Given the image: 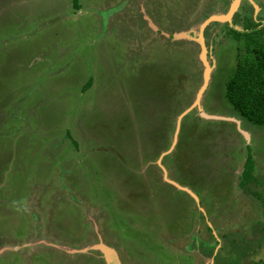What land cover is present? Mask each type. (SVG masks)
<instances>
[{
    "label": "rangeland",
    "instance_id": "1",
    "mask_svg": "<svg viewBox=\"0 0 264 264\" xmlns=\"http://www.w3.org/2000/svg\"><path fill=\"white\" fill-rule=\"evenodd\" d=\"M232 1L0 0V264L264 262V127L225 99L264 2Z\"/></svg>",
    "mask_w": 264,
    "mask_h": 264
},
{
    "label": "trees",
    "instance_id": "2",
    "mask_svg": "<svg viewBox=\"0 0 264 264\" xmlns=\"http://www.w3.org/2000/svg\"><path fill=\"white\" fill-rule=\"evenodd\" d=\"M73 6L78 8L77 0H73ZM233 32L234 38L239 40L241 34ZM244 36L245 46L249 48V52L243 58L237 59L235 69L225 83V99L230 109L244 122L264 127V27H256L251 34ZM252 48L254 50L251 52ZM253 169V159L248 151L241 172L240 185L245 186L256 181Z\"/></svg>",
    "mask_w": 264,
    "mask_h": 264
},
{
    "label": "water",
    "instance_id": "3",
    "mask_svg": "<svg viewBox=\"0 0 264 264\" xmlns=\"http://www.w3.org/2000/svg\"><path fill=\"white\" fill-rule=\"evenodd\" d=\"M239 4H240V0H233L232 1V4L230 6V9H229V12L228 14L225 16V17H212L210 20H231L233 14L237 11L238 7H239ZM202 52H203V59L205 60V49H204V46L202 48ZM205 66H206V71H205V75H204V82H203V86L201 88V91L199 92L196 100H195V103L193 105V107L195 108H199V105H200V97H201V94L204 92V90L206 89L207 85H208V82H209V77H210V72H211V68L207 66L206 62H205ZM186 114V113H185ZM183 114V116L185 115ZM199 116L201 118H204L206 120H211V121H230V122H234L237 126V129L239 130V132L244 136V138H246L247 140H249V134L245 131H243L241 128H240V121L239 120H236L234 118H229V117H226V116H219V115H214V114H207L205 112H203L202 110H200L199 112ZM165 173V171H163ZM166 174V173H165ZM167 181V180H166ZM169 183H172L174 186L178 187L179 189H183L182 187H180L179 185L171 182V181H167Z\"/></svg>",
    "mask_w": 264,
    "mask_h": 264
},
{
    "label": "crops",
    "instance_id": "4",
    "mask_svg": "<svg viewBox=\"0 0 264 264\" xmlns=\"http://www.w3.org/2000/svg\"><path fill=\"white\" fill-rule=\"evenodd\" d=\"M240 2H249L250 6H252L253 8H255V11H256L259 8L258 7L259 4H257L256 2H264V0H240ZM240 124H241V121H240Z\"/></svg>",
    "mask_w": 264,
    "mask_h": 264
},
{
    "label": "bare ground",
    "instance_id": "5",
    "mask_svg": "<svg viewBox=\"0 0 264 264\" xmlns=\"http://www.w3.org/2000/svg\"><path fill=\"white\" fill-rule=\"evenodd\" d=\"M189 191V190H188ZM191 193V191H189ZM192 194V193H191Z\"/></svg>",
    "mask_w": 264,
    "mask_h": 264
}]
</instances>
